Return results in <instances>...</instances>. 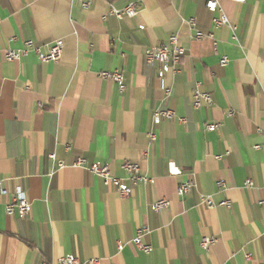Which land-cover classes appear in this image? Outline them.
Here are the masks:
<instances>
[{
    "label": "crops",
    "instance_id": "1",
    "mask_svg": "<svg viewBox=\"0 0 264 264\" xmlns=\"http://www.w3.org/2000/svg\"><path fill=\"white\" fill-rule=\"evenodd\" d=\"M84 1L89 9L78 0H0V264L67 255L83 264H264V0H219L217 12L208 0ZM130 4L136 17L110 14ZM222 14L229 24L218 27ZM172 34L186 54L162 83L145 51ZM27 41L42 53L63 41L62 58L43 62L31 51L6 60ZM114 71L124 75V92L99 77ZM196 92L213 103L195 109ZM158 108L187 123H155ZM212 123L220 127L208 132ZM80 158L108 166L128 186L123 164L137 163L154 182L122 197L75 167ZM190 180L193 191L179 197ZM19 191L32 206L25 219L6 213ZM159 200L170 206L156 213ZM144 228L149 253L134 243ZM204 238L216 240L209 251Z\"/></svg>",
    "mask_w": 264,
    "mask_h": 264
},
{
    "label": "built area",
    "instance_id": "2",
    "mask_svg": "<svg viewBox=\"0 0 264 264\" xmlns=\"http://www.w3.org/2000/svg\"><path fill=\"white\" fill-rule=\"evenodd\" d=\"M82 3V7L84 9H89L90 3L84 0H78ZM243 1V0H237ZM206 8L210 12H217L219 10V0H208L206 3ZM111 15L117 17L118 19H123L125 17L134 18L139 14V10L136 8L134 4H130L124 9L117 10L111 9ZM187 24L194 31V35L192 37L193 40L199 41L204 38V34L198 30L197 28V19L191 18L188 20ZM214 24L216 26H223L229 24L227 17L222 14L220 17L214 19ZM215 48H217V44H214ZM64 43L63 41H57L53 46L49 47L47 53H42L40 49L36 46L33 41H27L25 43V48L20 51H14L8 49L6 51V60L7 61H18L23 57L28 56L31 51H35L41 61L43 62H57L62 58L63 55ZM186 54L185 48L180 43V38L177 34H172L167 42L162 43L159 46L149 47L145 51V60L146 63L150 66L158 64L160 69L158 71V79L160 82H164L167 74L173 72H177V68L180 66L184 56ZM229 63V59L227 57H223L220 61L222 66H226ZM99 77L103 79H108L113 81L118 85L120 92H124L126 90V86L124 84V75L119 71L114 72H101L99 73ZM166 99H169L171 96V90L165 88ZM213 103L211 95L208 93H200L196 92L194 97V108L200 109L203 104L211 105ZM233 115V112L229 113ZM154 122L160 123L161 121H174L177 120L181 124H186L187 120L185 118L177 117L176 113L169 108H158L154 111L153 114ZM220 125L218 123L208 124L206 129L208 132H215L218 130ZM151 140H154L155 137L150 135ZM52 159H55V156H51ZM60 167H63V164L60 163ZM75 167L83 168L90 173L100 177L103 179L105 186H115L120 195L122 197H129L132 193V186L139 185H148L154 182L153 179L145 177L141 174L140 166L137 163H124L123 169L128 175V180L131 182L132 186L126 185L122 180L118 179L114 175H112L108 166H100L98 164L88 165L87 161L83 158H80L75 163ZM218 186L220 188H224L225 184L223 182H219ZM254 183L251 180L246 181L245 188L250 189L253 188ZM195 187L194 181L190 180L185 183H182L177 190V194L179 197L184 198L189 195ZM6 194V192H4ZM201 200L206 203L210 208L215 207L214 202L210 197L201 196ZM170 206V202L167 200H159L152 205V209L156 213H160L162 210L168 208ZM220 206H225L230 208L231 202L225 201L220 204ZM32 206L30 201L27 199L24 193L19 191L16 195L12 196L8 204L6 205V213L8 216L18 215L20 218L25 219L31 213ZM147 233V229H141L138 231V236L134 239V243L145 253H149L151 248L149 246H145L142 242L143 235ZM216 243V240L213 238H204L202 240V248L205 251H209L212 245ZM248 259H251V256H247ZM43 264H83L80 259L73 255H67L58 260L56 263H50L45 260ZM87 264H101V261L98 259H92L87 262Z\"/></svg>",
    "mask_w": 264,
    "mask_h": 264
}]
</instances>
